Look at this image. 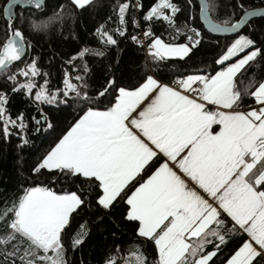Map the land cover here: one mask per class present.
<instances>
[{"label":"snow or ice","instance_id":"obj_1","mask_svg":"<svg viewBox=\"0 0 264 264\" xmlns=\"http://www.w3.org/2000/svg\"><path fill=\"white\" fill-rule=\"evenodd\" d=\"M71 3L83 9L92 0ZM17 6L20 12L15 14ZM29 6L34 10L25 15ZM43 7V0H7L2 8L0 75L11 93L35 107L39 119L23 111L13 119L6 107L10 96L0 92V136H17L23 148L30 143V132L53 128L42 106L78 109V119L53 141L32 172L43 175L46 170L52 181L82 180L92 191L59 194L48 186L22 185L5 196L0 205V264H70L64 237L74 214L82 206L92 207L93 200L105 211L126 203L124 219L136 225L137 237L154 244L157 255L150 261L133 242L129 257L134 264H216L230 243L233 247L220 264H264V75H259L264 42L240 34L248 18L260 13L235 0L231 15L216 23L209 0H201L200 16L211 32L237 34L214 59L211 71L181 74L171 83L146 71L136 84L122 85L112 78L92 90L84 63L73 67L75 82L65 73L63 87L53 91L47 79L37 83L38 77L48 76L38 60L26 58L33 45L24 29L43 35L65 19L63 6L52 14ZM134 7L141 8L139 0ZM214 7L218 10V4ZM129 8V3L113 8L114 32L120 37L126 34ZM237 9L242 12L238 19ZM181 11L173 0H157L143 16L149 23L165 22L173 41L181 36L186 41L168 43L145 31L146 38L153 36L148 50L157 66L172 58L184 60L202 42L201 31L189 23L191 15L177 24ZM132 24L139 26L135 17ZM104 29L101 24L97 32L106 38L105 45H117ZM131 39L137 42V36ZM86 54L82 50L69 63ZM101 98L107 99L103 106ZM88 231L85 223L72 235L73 251ZM130 258H121L122 264H133ZM104 264H117L116 256Z\"/></svg>","mask_w":264,"mask_h":264},{"label":"trees","instance_id":"obj_2","mask_svg":"<svg viewBox=\"0 0 264 264\" xmlns=\"http://www.w3.org/2000/svg\"><path fill=\"white\" fill-rule=\"evenodd\" d=\"M6 2L7 0H0V14H2V8ZM156 2L157 0H139L141 8L136 10L133 0H93L83 9L76 8L71 0L48 1L43 7V11L52 14L60 6H63L65 19L54 23L43 35H32L27 28L24 29L26 38L33 45L26 58L37 59L41 72L48 73L47 77L42 75L37 78L38 85L43 84L44 80L47 79L49 89L55 91L62 88L65 73L70 74L73 77V82H75L76 72L73 71V67L81 68L84 63L90 70L88 79L92 85V90L101 88L105 85L106 80L112 78L122 85L136 84L137 81L142 80L146 71L163 82H169L173 78L180 77L181 74L193 73L198 69L211 71L213 67H216L213 63L214 59L225 50V45L237 38V35L217 37L208 33L199 19L200 9L197 0H173V3L182 9L177 14V24H183L191 15L193 18L189 23L201 31L203 39L199 46L193 49L189 57H185L184 60L169 59L157 66L151 57H149V61L146 59L144 51L131 39L133 33L132 17L136 19L137 16H143ZM242 2L247 10L264 7L262 0H242ZM118 3H129L130 5L126 15L128 20L125 29L126 34L123 37L114 32L116 16L113 8ZM234 3L235 0H209L212 19L216 23L227 19L232 13L230 5ZM215 4H218V10L214 7ZM33 10L25 9V15ZM19 12L20 9L16 11V14ZM240 15L242 12L237 9L235 18L238 19ZM4 23L3 18H0V40L5 38ZM101 24L105 25V31L113 34L114 38L118 40L117 45H105L104 40L106 38L101 37L100 33L97 32V28ZM145 26L155 37H160L165 42H186L183 36L173 41L171 39L172 29L163 21L154 20ZM241 34L250 35L258 43L264 42V18L251 21ZM82 50H87L84 59L78 58L73 63H69L70 59L78 57ZM100 53H104V55H100ZM259 75H264V68L259 70ZM19 79L23 80L24 78L20 77ZM5 91L10 96L6 107L10 110L13 119L22 111L28 118L36 117L39 119V113L35 107L30 106L29 101L21 94L11 93L10 84L5 82V75H0V92ZM34 92L35 89L33 94ZM101 100V106L107 103V99L101 98ZM42 107L53 125L52 129L48 131L41 129L40 133L30 132L28 135L30 143L23 148L18 147L20 140L17 136L13 135L8 140L0 136V205L4 203L3 198L5 196L18 192L22 185L24 187L48 186L59 194L72 191L78 193L92 191L82 180L52 181L46 170L43 175L32 172L33 167L49 150V146L53 145V141L57 140L70 124L78 119V109L73 107L66 105ZM145 178L147 177L145 176ZM92 195L95 194L92 193ZM126 209L127 205L123 201L111 211L98 209L94 200L92 207L82 206L79 215L74 214L69 233L64 237L70 264H104V261L113 255L117 258V264H122L121 258H130L129 253L135 250L133 242L141 245L142 250L151 261L157 255L155 246L153 243L143 241L136 236V225L124 219ZM85 223L89 230L88 234L84 243L73 251L71 237L80 225ZM232 247L233 245L230 243L216 264H220V261L228 256Z\"/></svg>","mask_w":264,"mask_h":264},{"label":"water","instance_id":"obj_3","mask_svg":"<svg viewBox=\"0 0 264 264\" xmlns=\"http://www.w3.org/2000/svg\"><path fill=\"white\" fill-rule=\"evenodd\" d=\"M48 1H51V0H43V5L44 7L46 6L47 2ZM198 1V4H199V9H200V3H201V0H197ZM20 9L19 6H17L16 8H14V13L16 14V11ZM25 9H34V6H29V7H26ZM249 11H258L260 13V15L258 16H255V17H249L248 20H249V23L251 21H253L254 19H257V18H264V7H261V8H257V9H252V10H249ZM199 19L203 25V27L205 28V30L210 33L211 35L213 36H217V37H232V36H236L237 34L236 33H228V32H211V30L208 28V24H207V21H203L201 16H200V10H199ZM213 22H215L213 20ZM248 23V24H249ZM247 26V25H246ZM245 26V27H246ZM245 29V28H244ZM241 30L240 34L243 32V30Z\"/></svg>","mask_w":264,"mask_h":264},{"label":"built area","instance_id":"obj_4","mask_svg":"<svg viewBox=\"0 0 264 264\" xmlns=\"http://www.w3.org/2000/svg\"><path fill=\"white\" fill-rule=\"evenodd\" d=\"M262 2L264 3V0H262ZM148 12V11H147ZM146 12V13H147ZM145 13V14H146ZM144 14V15H145ZM143 15V16H144ZM143 16H139L138 18H137V21H138V24H139V26L137 27L138 28V30H136V31H134L133 32V35H135V36H137V44L138 45H140L141 47H143L144 49H145V51L146 52H148V42L150 41V38H151V36H149V37H145L144 36V32L145 31H148L145 27H144V24L145 23H148L147 21H144L143 20ZM180 77H176V78H173L171 81H169V82H164V83H171L172 81H174V80H177V79H179Z\"/></svg>","mask_w":264,"mask_h":264},{"label":"bare ground","instance_id":"obj_5","mask_svg":"<svg viewBox=\"0 0 264 264\" xmlns=\"http://www.w3.org/2000/svg\"><path fill=\"white\" fill-rule=\"evenodd\" d=\"M133 3H134V5H136V3H137V1L136 0H133ZM135 8V7H134ZM136 10H138V8H135ZM139 16H137V18H138ZM137 18H136V20H137ZM149 23V22H148ZM148 23H145L144 24V27L149 31V29L145 26L146 24H148ZM136 30H138V28L137 27H134L133 26V32L134 31H136ZM132 35H133V33H132ZM152 39H153V36H151V38H150V41L148 42V45L149 44H151L152 43ZM133 41V40H132ZM137 46H139L143 51H144V53H145V56H146V59L149 61V50H148V52H146L145 51V49L143 48V47H141L140 45H138L136 42H134Z\"/></svg>","mask_w":264,"mask_h":264},{"label":"crops","instance_id":"obj_6","mask_svg":"<svg viewBox=\"0 0 264 264\" xmlns=\"http://www.w3.org/2000/svg\"><path fill=\"white\" fill-rule=\"evenodd\" d=\"M93 1V0H92ZM163 40V39H162ZM164 41V40H163ZM241 55H243V54H241ZM172 59H178V58H172ZM158 79V78H157ZM163 82V81H162Z\"/></svg>","mask_w":264,"mask_h":264},{"label":"rangeland","instance_id":"obj_7","mask_svg":"<svg viewBox=\"0 0 264 264\" xmlns=\"http://www.w3.org/2000/svg\"><path fill=\"white\" fill-rule=\"evenodd\" d=\"M132 260H133V263H134V258H132Z\"/></svg>","mask_w":264,"mask_h":264}]
</instances>
